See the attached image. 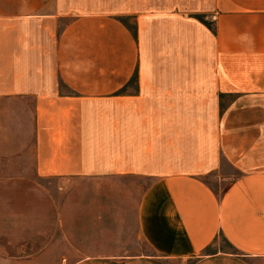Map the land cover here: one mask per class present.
<instances>
[{
  "label": "crops",
  "instance_id": "1",
  "mask_svg": "<svg viewBox=\"0 0 264 264\" xmlns=\"http://www.w3.org/2000/svg\"><path fill=\"white\" fill-rule=\"evenodd\" d=\"M179 14L0 0V264H264V0Z\"/></svg>",
  "mask_w": 264,
  "mask_h": 264
},
{
  "label": "rangeland",
  "instance_id": "2",
  "mask_svg": "<svg viewBox=\"0 0 264 264\" xmlns=\"http://www.w3.org/2000/svg\"><path fill=\"white\" fill-rule=\"evenodd\" d=\"M70 6H76L79 9L87 10V9H104V10H115L121 16L122 20L125 21L128 27L136 32L138 29V17L140 15H165V27L164 30V43L167 44L172 42V17L177 16L176 13H180L179 16L188 15L190 17L197 18L200 22L206 23L209 25L206 17L212 11V0H69ZM154 29L156 30L157 21H153ZM155 33L150 34L154 35ZM154 38V37H152ZM155 42V40H154ZM167 51V47H166ZM167 56V54H166ZM171 56V55H169ZM156 58V43H154L153 53H150V59ZM208 182L214 187L216 191H220L224 187V183H220L214 177L208 175ZM148 182L145 180L140 182L141 186H146ZM143 187H141V190ZM121 196L117 199L116 206H112L110 213L117 216L118 218H125L126 220V229L129 232H132L135 229V215L132 209V204L130 202H124L120 200ZM5 238L3 236L0 237V245L5 242ZM217 244L214 246L219 247L221 249L232 250L229 244L223 240L222 238L216 241ZM143 251L147 253H151L150 249H146L143 245ZM151 259V258H150ZM164 264H194L197 260H170L163 259Z\"/></svg>",
  "mask_w": 264,
  "mask_h": 264
},
{
  "label": "trees",
  "instance_id": "3",
  "mask_svg": "<svg viewBox=\"0 0 264 264\" xmlns=\"http://www.w3.org/2000/svg\"><path fill=\"white\" fill-rule=\"evenodd\" d=\"M134 34H136V32H134Z\"/></svg>",
  "mask_w": 264,
  "mask_h": 264
}]
</instances>
